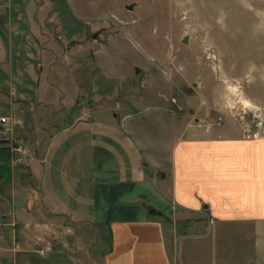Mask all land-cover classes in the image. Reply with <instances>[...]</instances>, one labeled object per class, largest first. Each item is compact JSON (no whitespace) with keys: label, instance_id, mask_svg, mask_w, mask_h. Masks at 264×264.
I'll list each match as a JSON object with an SVG mask.
<instances>
[{"label":"crops","instance_id":"0c3cea01","mask_svg":"<svg viewBox=\"0 0 264 264\" xmlns=\"http://www.w3.org/2000/svg\"><path fill=\"white\" fill-rule=\"evenodd\" d=\"M37 78L10 84L0 113V264H264V134L183 121L161 151L151 130L184 116L145 103H168L152 78L113 105L88 79Z\"/></svg>","mask_w":264,"mask_h":264},{"label":"rangeland","instance_id":"374dc122","mask_svg":"<svg viewBox=\"0 0 264 264\" xmlns=\"http://www.w3.org/2000/svg\"><path fill=\"white\" fill-rule=\"evenodd\" d=\"M0 31L11 44L0 50V113L24 76L53 86L88 79L97 105L122 101L125 81L133 93L152 78L168 103L144 89L145 103L184 116H163L151 130L161 151L183 121L264 134V0H0Z\"/></svg>","mask_w":264,"mask_h":264},{"label":"built area","instance_id":"2783aa9c","mask_svg":"<svg viewBox=\"0 0 264 264\" xmlns=\"http://www.w3.org/2000/svg\"><path fill=\"white\" fill-rule=\"evenodd\" d=\"M8 121V118L5 116H0V123L6 124ZM50 250V245L48 243H44L42 245H37L36 248H34V251H37L39 253H45Z\"/></svg>","mask_w":264,"mask_h":264},{"label":"water","instance_id":"95a60500","mask_svg":"<svg viewBox=\"0 0 264 264\" xmlns=\"http://www.w3.org/2000/svg\"><path fill=\"white\" fill-rule=\"evenodd\" d=\"M127 8L129 9L130 7L128 6ZM182 43H185V41H184V40H182Z\"/></svg>","mask_w":264,"mask_h":264}]
</instances>
